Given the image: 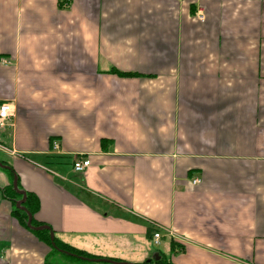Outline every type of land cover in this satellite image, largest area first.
<instances>
[{
  "label": "crops",
  "instance_id": "obj_1",
  "mask_svg": "<svg viewBox=\"0 0 264 264\" xmlns=\"http://www.w3.org/2000/svg\"><path fill=\"white\" fill-rule=\"evenodd\" d=\"M6 101L0 157L60 241L130 264H264V0H0ZM9 183L0 169V264H63ZM83 259L64 260L115 264Z\"/></svg>",
  "mask_w": 264,
  "mask_h": 264
},
{
  "label": "trees",
  "instance_id": "obj_2",
  "mask_svg": "<svg viewBox=\"0 0 264 264\" xmlns=\"http://www.w3.org/2000/svg\"><path fill=\"white\" fill-rule=\"evenodd\" d=\"M2 162L9 166V167H5L3 169L6 172H8V175L10 177V183L7 186L3 187L1 190H2L3 194L14 203L13 214L20 221V223L24 227L30 229L35 234H37L39 236V238L41 240H43L44 242H46L47 245L50 247V254L48 256V261L50 262V258L54 254L61 255L67 261L68 260L69 261H76V260L85 261L80 256H85L88 258L94 257V255L89 254L88 252H85L83 250H79V249L71 246L70 244H67L63 241H60L57 237H55V239H54V241H55V245H54L52 240H51L49 229L36 230V229H33V228L28 226V218H29L28 212L32 213V215H33V220H32L33 225L39 226V225L44 224L43 222L37 221L35 219V213L37 212V210L40 207L39 198L34 192L25 190L26 191V198H25L24 202L21 203V205L24 206L25 208L18 206L17 201H20L23 198V194L14 188L13 180H14L15 175H17L16 171H15L14 167L7 160H3ZM18 188L20 190H23L19 179H18ZM68 252H71L74 254H70ZM157 264H175V263L170 262V260L167 258V256H163L157 260Z\"/></svg>",
  "mask_w": 264,
  "mask_h": 264
},
{
  "label": "built area",
  "instance_id": "obj_3",
  "mask_svg": "<svg viewBox=\"0 0 264 264\" xmlns=\"http://www.w3.org/2000/svg\"><path fill=\"white\" fill-rule=\"evenodd\" d=\"M198 17L200 19L204 18V14L202 11L198 12ZM14 114V109L11 102H3L0 105V127H3L7 124L10 117ZM90 164V160L88 158H76L74 160V169L76 171H83ZM199 179H195L194 182H198ZM161 237L160 232L154 233L155 241L158 242Z\"/></svg>",
  "mask_w": 264,
  "mask_h": 264
},
{
  "label": "water",
  "instance_id": "obj_4",
  "mask_svg": "<svg viewBox=\"0 0 264 264\" xmlns=\"http://www.w3.org/2000/svg\"><path fill=\"white\" fill-rule=\"evenodd\" d=\"M0 166L2 167H9L8 165H5L3 164L2 162H0ZM13 184H14V188L16 190H18L20 193L23 194V198L18 201V206L22 207V208H25L24 206L21 205L22 202H24L25 198H26V191L25 190H20L18 188V177L17 175H15L14 177V180H13ZM28 215H29V218H28V226L33 228V229H36V230H39V229H49L50 230V236H51V240L53 242V244L55 245V235H54V232L51 230L50 226L46 225V224H43V225H39V226H35L32 224V220H33V215L32 213L28 212ZM70 254H74V253H71ZM81 258H86V259H91V260H105V261H108V262H112V263H115V264H130L128 262H118V261H115V260H112V259H108V258H88V257H85V256H80ZM153 264H156V263H153Z\"/></svg>",
  "mask_w": 264,
  "mask_h": 264
},
{
  "label": "rangeland",
  "instance_id": "obj_5",
  "mask_svg": "<svg viewBox=\"0 0 264 264\" xmlns=\"http://www.w3.org/2000/svg\"><path fill=\"white\" fill-rule=\"evenodd\" d=\"M3 160H5V159H1V157H0V162H2ZM3 163V162H2ZM4 164V163H3ZM6 165V164H5ZM3 168H5V167H2V166H0V169H3ZM8 173V172H7ZM17 203H18V201H17ZM67 252V251H66ZM68 253H70V252H68ZM61 255H58V254H54V255H52V257L50 258L52 261H60V262H62L63 264H70L69 262H67L66 260H64L62 257H60ZM170 262H172L171 260H170ZM174 263V262H173Z\"/></svg>",
  "mask_w": 264,
  "mask_h": 264
}]
</instances>
